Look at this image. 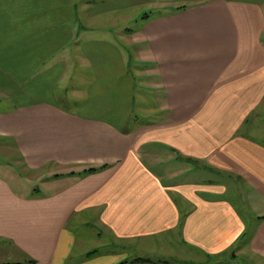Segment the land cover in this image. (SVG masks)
<instances>
[{
  "label": "crops",
  "instance_id": "crops-1",
  "mask_svg": "<svg viewBox=\"0 0 264 264\" xmlns=\"http://www.w3.org/2000/svg\"><path fill=\"white\" fill-rule=\"evenodd\" d=\"M120 8L150 14L136 32L97 28ZM6 143L66 182L25 194L0 174V245L16 263L264 259V0H0ZM193 164L240 185L244 207L224 180L178 181ZM77 227L103 241L88 250Z\"/></svg>",
  "mask_w": 264,
  "mask_h": 264
},
{
  "label": "rangeland",
  "instance_id": "rangeland-1",
  "mask_svg": "<svg viewBox=\"0 0 264 264\" xmlns=\"http://www.w3.org/2000/svg\"><path fill=\"white\" fill-rule=\"evenodd\" d=\"M80 1V0H79ZM74 2H78V0H70V3L73 4ZM80 6V5H78ZM145 14H150V11H137V10H124L123 8L117 9L116 12L107 14L104 18H99V20L96 23L97 28L101 27V28H106L108 26H114L117 32H123V30H132V32H136L137 29L139 28V24L138 22L141 21L140 18H142V16H144ZM87 20V19H86ZM138 23V24H137ZM85 25H87L89 28H91L92 24L90 22L84 23ZM98 24V25H97ZM100 36H103L105 38H111L109 33H101L99 34ZM122 46H127V44L122 43ZM123 47L125 49V55L127 56V51L128 48ZM132 46V45H131ZM134 50V51H133ZM137 50H138V46H133V49H131L128 54L130 55L127 59V62L129 63L130 61V57L132 60V64L136 65V57H137ZM137 80V78H136ZM137 83V82H136ZM138 87L136 88V94L138 93V90H140V88L143 87L142 84H140V80ZM10 143H6V145L4 146H0V174L6 178H8L9 180H11L13 182V184L16 186V188L22 192L25 193L26 192H37L38 190H40L41 193H43L45 191L46 193V187L47 185L45 184V182H52L53 184H55L54 186L50 187V190L53 189H58L60 186H65L66 182L64 180H59L55 181L57 179H53V178H49V177H44V175H42L39 172H31L27 166L25 165V163L22 161L20 154L16 151V149L14 150L13 148H10ZM9 145V146H8ZM194 165V164H193ZM192 167L198 171H196L195 173H193L191 170L188 171V173H186L185 175L181 176L179 178L178 181L181 182H185V181H194V182H217V181H221L224 180L222 182H224L225 186H228V189H234L236 190L237 187L241 188L240 185H236L237 183H235L233 180L229 179V178H225L223 179L220 175L215 174V173H211V171L206 170V171H200V169L198 168V166L194 165ZM208 171V172H207ZM210 172V173H209ZM69 177V176H66ZM48 178V179H46ZM45 186V188H44ZM240 190V189H239ZM47 194V193H46ZM227 195H229V197L231 199H233V201L236 203V205H238L239 207H244L243 205V198H239L240 197V193L238 194V191L236 190L235 192L230 190L228 191ZM245 215V218L248 219L251 216H253V212L251 211V209H244L242 212ZM250 225L252 224V222L249 223ZM75 232L77 233V236L80 240V238H85V245L87 247L88 250H93L95 247L99 246L95 241L96 239H98V230L96 228H92V227H88V228H81V227H77L75 228ZM100 240L103 241V239L100 237ZM169 245H166L167 248L173 252H178V245L176 244L175 241L170 240L169 239ZM159 243L155 244V250L157 252H159V247H158ZM83 245L80 244V247H82ZM85 249V248H84ZM102 250V249H101ZM14 250L13 248L9 245V244H2L0 245V264L1 263H10V262H20L23 259L22 258H18V257H14ZM138 251H133V249L130 252V257H135L137 256ZM143 254V253H142ZM157 254V253H156ZM143 256V255H142ZM169 257L174 258V255H169ZM168 258V259H171ZM200 260H198V262L196 263H192V264H214L216 261L218 263H223L224 264H264V259L261 258H257V257H253L251 256V254L249 252H243V253H239L237 254L236 252H232L231 255L225 257V259L219 261V260H213L207 261L206 259H202L201 262H199ZM233 262V263H232ZM187 264V263H185Z\"/></svg>",
  "mask_w": 264,
  "mask_h": 264
},
{
  "label": "trees",
  "instance_id": "trees-1",
  "mask_svg": "<svg viewBox=\"0 0 264 264\" xmlns=\"http://www.w3.org/2000/svg\"><path fill=\"white\" fill-rule=\"evenodd\" d=\"M102 168H104V167H102ZM97 170H99V169H90L88 171H85L84 173L93 172V171H97ZM170 262H171V260H167V259H154L152 257H137V258H133L131 260L123 261L120 264H144V263L168 264ZM34 263H35V261L31 260V261H28L27 263H24V264H34ZM2 264H22V263H2Z\"/></svg>",
  "mask_w": 264,
  "mask_h": 264
}]
</instances>
